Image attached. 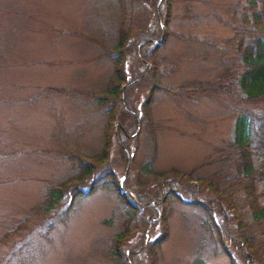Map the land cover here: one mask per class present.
Segmentation results:
<instances>
[{"label":"rangeland","instance_id":"obj_1","mask_svg":"<svg viewBox=\"0 0 264 264\" xmlns=\"http://www.w3.org/2000/svg\"><path fill=\"white\" fill-rule=\"evenodd\" d=\"M91 1L0 0V236L42 200L48 183L73 172L59 153L61 139L70 141L74 132L83 130L84 151H96L101 144L92 132L98 109L88 93L108 86L111 64L98 47L102 39L116 34L113 25L89 9ZM230 1L176 2L170 28L196 39L170 36L155 53L163 60L162 81L183 90L156 91L154 134L142 127L131 139L130 164L120 161L113 135L110 162L121 177L119 183L127 176V183L137 189L145 185L156 190L153 173H141L145 162L152 172L191 169L198 176L215 172L221 177L232 171L228 164L236 152L229 145L232 101L222 83L236 69V50L227 42L230 30L214 16L218 12L227 16ZM130 47L127 79L134 82L127 88V103L130 113L141 117L149 83L137 77L146 70V62L133 51L134 41ZM171 212L169 235L157 251L158 264H191L195 256L211 264H229L201 226L198 207L174 201ZM157 217L158 210L146 207L134 219L153 223ZM134 219L114 190L96 191L77 200L66 221L56 224L52 240L43 241L36 264H111L105 249L109 237L125 225L131 229ZM159 230L155 224L135 231L123 242L126 252L155 238ZM7 248L0 242V253ZM136 262L147 264L143 254Z\"/></svg>","mask_w":264,"mask_h":264},{"label":"trees","instance_id":"obj_2","mask_svg":"<svg viewBox=\"0 0 264 264\" xmlns=\"http://www.w3.org/2000/svg\"><path fill=\"white\" fill-rule=\"evenodd\" d=\"M152 1L153 8L149 0H92L88 5L104 22L113 25L116 34L109 40L99 39L98 51L111 64L108 86L88 93L98 109L92 132L101 144L96 151H84L83 130L79 134L74 132L70 141L61 139L57 143L59 153L73 172L48 183L42 200L0 236L1 245L8 247L0 253V264H36L43 252V241L52 240L56 224L66 221L75 202L104 189L115 191L126 214L133 219L142 208L158 210L155 222L134 219L131 229L125 225L109 237L105 249L111 264H136L140 254L147 264H158L157 251L169 235L174 201L201 210V226L210 232L217 252L226 256L229 264H264V0H233L226 4L227 16L219 12L214 15L230 30L227 42L236 50V69L225 75L222 83L223 93L232 101L228 106L233 116L229 145L236 150L228 162L232 171L221 177L215 172L198 176L191 169L152 172L145 162L141 173H153L158 180L156 190L149 191L145 185L137 189L136 184H128L127 176L119 183L121 177L110 162L113 135L117 137L120 161L130 164L131 139L140 134L142 127L154 134L153 110L159 101L156 91L171 94L183 90L162 81L163 60L155 52L170 36L184 41L196 39V35L170 28L175 4L180 0ZM131 41L133 51H138L139 58L146 62V70L137 79L143 76L149 83L141 117L130 113L127 103L126 91L134 82L128 81L126 67ZM155 224L160 227L155 238H147L139 247L126 252L124 241L135 231ZM191 264L211 263L195 256Z\"/></svg>","mask_w":264,"mask_h":264}]
</instances>
